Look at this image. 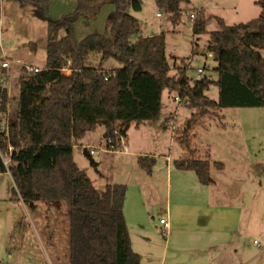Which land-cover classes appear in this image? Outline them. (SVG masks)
I'll return each mask as SVG.
<instances>
[{
	"label": "trees",
	"instance_id": "obj_1",
	"mask_svg": "<svg viewBox=\"0 0 264 264\" xmlns=\"http://www.w3.org/2000/svg\"><path fill=\"white\" fill-rule=\"evenodd\" d=\"M51 1L35 0L48 21L46 65L21 75L14 115L7 116L9 92L0 85V117H7L6 128H0V173H10L14 197L31 207L38 201L69 203L67 264H142L124 214L127 186L111 183L97 189L75 162L74 145L99 124L105 138L115 139L116 130L126 135L132 122L139 127L160 120L165 90L198 110L183 130L188 151V134L208 108L264 106V0L257 2L259 16L246 22L228 25L215 17L220 29L210 32L207 48L218 63L216 80H193L188 67L170 75L165 34L139 36L141 23L131 11H140L142 0H75L73 10L60 18L50 16ZM155 2L177 24L191 0ZM106 4L114 6L109 32L94 31L79 40L76 21L96 18ZM207 22L203 15L194 19L193 34L206 33ZM93 54L100 55L101 66L110 59L120 66L92 67ZM214 83L217 100L206 95ZM155 162V157H139L148 173ZM175 165L194 170L202 184L213 181L209 159H179ZM215 165L223 168V163Z\"/></svg>",
	"mask_w": 264,
	"mask_h": 264
},
{
	"label": "rangeland",
	"instance_id": "obj_2",
	"mask_svg": "<svg viewBox=\"0 0 264 264\" xmlns=\"http://www.w3.org/2000/svg\"><path fill=\"white\" fill-rule=\"evenodd\" d=\"M142 1L143 7L140 11H131L141 23L140 33L145 36L164 33L171 67L170 75H178L181 68L188 67L187 75L193 80L203 76L217 79L218 63L207 48L210 32L220 29L215 17L220 16L228 25H233L259 16L262 9L257 3L259 0H191L189 4L183 5L182 17L177 24H174L167 14L160 11L155 0ZM74 6L75 0H52L49 14L53 18H60L71 12ZM112 8V4L104 5L92 20L80 17L75 23L77 38L81 40L94 31L108 33ZM192 13L196 15L195 19L200 15L208 18L206 33L193 34L194 20L190 17ZM47 30L48 21L40 14L35 0H0V57L5 56L10 61V66L4 68L0 60V85L9 90L11 112H16L18 109L20 77L27 74L23 69L24 64L42 69L46 65ZM136 37L133 36L132 39ZM262 52L264 54V51ZM89 64L97 69L100 67L112 69L116 67L117 62L110 59L104 61L101 66L100 55L93 54ZM199 68L204 69L200 75ZM6 77H9L8 86L1 82ZM164 95L166 102L163 114L175 112L176 118H170L165 123L166 129L164 116L158 121L142 123L139 128L135 123L131 125L125 135L127 152L144 150L150 153L160 152L158 159L165 161L163 154L169 153L171 142L174 145L172 155L177 159L180 158L179 153L182 155L183 151L187 153L186 157L182 156L184 160L208 159V151L219 160L225 159L228 165V177L243 175L242 184H235L233 190L228 187L227 200L230 204L241 203L235 193L240 192L241 189L245 192L249 206L247 208H252L255 214L250 222L254 229L251 231V240L256 238L264 246V229L260 232L256 228L259 219L264 225V106L208 108V113L199 118L188 134L192 145L188 151L181 141L184 138L183 130L186 122L198 110L184 103H177L173 95H171L172 100H168V91ZM206 95L209 99L217 100L218 86L212 84ZM103 128L104 126L99 124L97 129L87 132L74 152L75 162L77 161L78 166L87 172L94 186L99 190H103L106 184L111 183L126 185L128 178L130 176L132 178L129 167L130 159L134 158V155L122 154L124 151L121 153L112 150H103L92 157L87 156L84 152V147L87 146L85 144H89V148H94L91 145H96V141L103 138ZM157 138L160 140L159 145ZM96 147H104V142ZM163 187L166 188V185L160 182V189L162 190ZM13 188L12 177L0 175V264H67L69 203L58 207L60 211L57 206H54L56 211L51 207L50 202L45 201H38L35 207H31L14 197ZM217 190L221 195L224 193V189L222 190L220 186ZM254 197L262 199V207L255 209L257 206L253 204ZM161 206V201H155L154 210L148 211L150 223L154 226L158 224L160 217L165 215L162 211L164 205ZM149 226L150 234L154 237L152 225ZM158 233L160 235H157H162L161 232ZM159 239H152L151 246L146 250L161 254L165 240ZM254 249L258 252L260 246L256 245Z\"/></svg>",
	"mask_w": 264,
	"mask_h": 264
},
{
	"label": "crops",
	"instance_id": "obj_3",
	"mask_svg": "<svg viewBox=\"0 0 264 264\" xmlns=\"http://www.w3.org/2000/svg\"><path fill=\"white\" fill-rule=\"evenodd\" d=\"M140 35L143 34L140 33ZM117 64L116 67H119L120 65ZM166 91H164V94ZM164 94L162 98V117H165L164 128L166 129L167 125L165 123L170 118L175 119L176 114L175 112L163 114V107L166 102ZM171 95L173 94L169 93L168 100H172ZM10 104L9 100L7 116L13 113L11 112ZM6 119V116L0 117V128L6 125ZM133 124L134 122L130 124V127ZM104 133L105 127L103 128V138H100L98 142L96 141V145L92 144L91 146L96 147L103 143ZM84 138L74 145V152L75 147L80 145ZM159 144L160 140L157 138V145ZM172 144L171 142L169 144V153L163 154L165 161L158 159L160 158V152L150 153L148 151L144 152L145 150L143 152H127L126 146L124 153L121 152L122 154L134 155V158L130 159L129 167L132 171V178L130 176L125 182L127 190L124 214L132 248L140 255L141 263L264 264L263 244L256 238L251 240V231L254 229L251 227L250 222L255 214L252 208H247L249 206L245 192L241 189L240 192L235 193L240 198L241 203L230 204L227 200L229 196L228 187L232 188L237 183L242 184L243 175L228 177V165L225 159L219 160L207 150L213 181L209 185L202 184L194 170L176 167L175 161L183 159L182 156L184 157L185 155L186 157L187 153L183 151L182 155L179 153L180 156L178 157L180 158H175L172 155V147L174 146ZM85 145L87 146L84 147V150L89 148V144ZM140 156L156 158L151 173H148L140 166ZM216 162L223 163V168L216 166ZM244 162H247V160ZM127 172L129 173L128 170ZM0 175L11 176L9 172L0 173ZM129 175L131 174L129 173ZM160 182L166 185V188L163 187L164 190L160 189ZM218 186L222 190L224 189L222 195L217 190ZM158 200L162 202V206L164 205V209L161 207L162 211L165 212V215L161 216L160 219L166 218L167 225L162 224L160 221H158L156 226L150 223L151 219L148 211L150 209L154 210L153 203ZM66 203L68 202L52 203L51 207L56 210L54 206H57V208L63 207ZM262 203L263 201L260 197H254L253 204L257 206L255 209L262 207ZM58 211H60V208H58ZM152 218H155V216H152ZM149 225H152L154 237L150 234ZM256 228L260 232L263 231L264 225L261 219H259V225ZM158 232H161L163 236H159ZM156 238L165 240L161 254L146 250L147 247L151 246V240H156ZM256 240L258 241L257 243H255ZM255 244L260 246L258 252H255Z\"/></svg>",
	"mask_w": 264,
	"mask_h": 264
},
{
	"label": "built area",
	"instance_id": "obj_4",
	"mask_svg": "<svg viewBox=\"0 0 264 264\" xmlns=\"http://www.w3.org/2000/svg\"><path fill=\"white\" fill-rule=\"evenodd\" d=\"M158 15H161L160 13H158ZM191 19H195L196 15L194 13L191 14ZM0 60L2 61V67L7 68L10 66V61L8 60V58H6L5 56L0 57ZM23 69L25 70V72L28 73H32V72H38L40 70H42V68L38 67V66H32V65H27L24 64ZM204 71L203 68H199L198 69V73L199 75ZM65 72H70V70H65ZM8 78L6 77V79H2V83L6 86H8ZM174 100L177 103H182V99L179 97V95H175ZM172 117V116H169ZM3 128H6L5 126ZM174 133V132H173ZM116 136L115 139L113 138H104V147H94V148H88V151L90 153L91 156H94L98 153H100L101 151L105 150H112V151H119V152H123L126 146V140H125V134L121 131V130H116L115 132ZM174 136V135H173ZM11 149V147H10ZM7 163V161H6ZM160 222L164 225H167V219L166 218H161ZM164 233V231H163ZM258 241L256 240L255 243H257Z\"/></svg>",
	"mask_w": 264,
	"mask_h": 264
},
{
	"label": "water",
	"instance_id": "obj_5",
	"mask_svg": "<svg viewBox=\"0 0 264 264\" xmlns=\"http://www.w3.org/2000/svg\"><path fill=\"white\" fill-rule=\"evenodd\" d=\"M129 127H130V124H128V125L126 126L125 131H127V130L129 129ZM84 152H85V154H86L87 156L92 157V156L90 155V153H89V151H88L87 148H85Z\"/></svg>",
	"mask_w": 264,
	"mask_h": 264
}]
</instances>
